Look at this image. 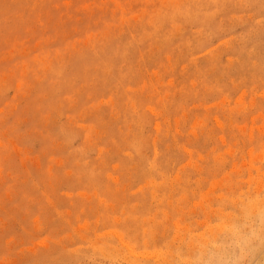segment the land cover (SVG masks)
<instances>
[{"label": "rangeland", "instance_id": "rangeland-1", "mask_svg": "<svg viewBox=\"0 0 264 264\" xmlns=\"http://www.w3.org/2000/svg\"><path fill=\"white\" fill-rule=\"evenodd\" d=\"M0 264H264V0H0Z\"/></svg>", "mask_w": 264, "mask_h": 264}]
</instances>
